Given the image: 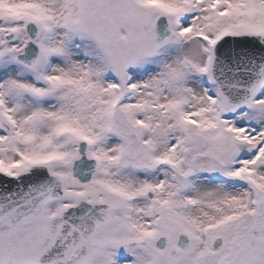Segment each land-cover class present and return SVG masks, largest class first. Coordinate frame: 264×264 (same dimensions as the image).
<instances>
[{
    "label": "snow or ice",
    "instance_id": "1",
    "mask_svg": "<svg viewBox=\"0 0 264 264\" xmlns=\"http://www.w3.org/2000/svg\"><path fill=\"white\" fill-rule=\"evenodd\" d=\"M0 264H264V0H0Z\"/></svg>",
    "mask_w": 264,
    "mask_h": 264
}]
</instances>
